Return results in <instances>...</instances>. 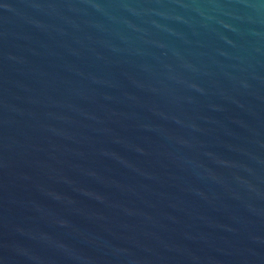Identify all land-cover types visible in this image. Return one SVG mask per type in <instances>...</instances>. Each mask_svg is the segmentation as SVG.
<instances>
[{
    "label": "water",
    "instance_id": "obj_1",
    "mask_svg": "<svg viewBox=\"0 0 264 264\" xmlns=\"http://www.w3.org/2000/svg\"><path fill=\"white\" fill-rule=\"evenodd\" d=\"M0 264H264V0H0Z\"/></svg>",
    "mask_w": 264,
    "mask_h": 264
}]
</instances>
